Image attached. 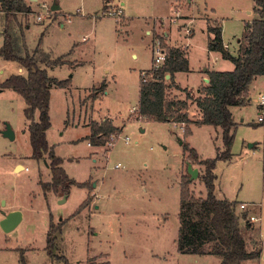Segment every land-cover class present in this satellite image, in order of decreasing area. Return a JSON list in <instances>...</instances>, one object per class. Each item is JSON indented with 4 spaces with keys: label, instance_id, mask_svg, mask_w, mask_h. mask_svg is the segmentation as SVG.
I'll return each mask as SVG.
<instances>
[{
    "label": "rangeland",
    "instance_id": "374dc122",
    "mask_svg": "<svg viewBox=\"0 0 264 264\" xmlns=\"http://www.w3.org/2000/svg\"><path fill=\"white\" fill-rule=\"evenodd\" d=\"M54 1L60 6L56 11L50 9ZM109 1L106 10L119 6L122 10L119 16L107 14L103 0H34L30 3L31 13L17 14L7 21L12 43L21 55L38 49L51 59L67 54L69 60L79 62L74 68L64 64L51 72L59 80L68 79L69 84L68 88L50 90L46 139L53 153L62 159L66 174L83 186L70 185L64 202H59L64 196L62 191H43L40 181L51 180L46 165L49 158L45 155L37 161L31 157L25 102L18 92L3 89L0 216L1 212L18 209L23 218L10 232L0 227V264H60L57 255H64L69 264H87L89 258L108 260L109 264H219L220 258L212 254L179 253L176 239L181 178L184 174L190 176L187 163L199 170L189 185L193 194H206L201 180L205 167L186 161L178 138L182 141L185 138L200 157L214 158L216 148H222L221 129L206 124L191 125L184 137L186 124L149 120L132 107H138L141 71L149 72L151 68L153 43L158 39L165 50L168 47L162 38L166 37L165 32L166 39L172 42L186 36L192 71L179 72L177 77L180 85L196 87L201 82L199 70L205 64L210 68L232 64L207 51L211 34L201 30L204 22L195 19V15L208 12L218 18L223 42L234 52L244 24L256 15L254 2ZM37 15L42 19L38 21ZM186 17H191V22L184 21ZM202 17L207 25L218 24L205 13ZM189 27L192 34L185 32ZM3 29L0 20V44ZM18 68L17 62L0 57V83L17 73ZM25 73L26 70L21 74ZM260 80L263 79L253 84L258 86ZM102 82L105 89L98 91ZM251 90L250 102L230 108L236 122L231 158L216 160L214 195L236 201L238 214L247 213L239 208L240 203H245L247 214L259 217L250 230L245 231L244 222L241 225L249 247L252 242H262L264 255V125L256 121L258 108L253 99L257 89L252 85ZM168 92L170 97L181 93L174 88ZM37 116L38 111L34 118ZM188 117L192 120L196 117V108L190 102ZM109 118L119 133L110 136L104 145H88L87 125ZM6 124L14 132L13 139L1 133ZM16 157L25 166L13 171ZM88 195L90 201L78 210ZM50 222L54 226L62 223L54 259L45 250ZM245 264H264V257Z\"/></svg>",
    "mask_w": 264,
    "mask_h": 264
},
{
    "label": "trees",
    "instance_id": "16d2710c",
    "mask_svg": "<svg viewBox=\"0 0 264 264\" xmlns=\"http://www.w3.org/2000/svg\"><path fill=\"white\" fill-rule=\"evenodd\" d=\"M103 9H107L109 0H103ZM255 17L244 24L243 34L240 37L237 54L233 55L224 46L221 26L219 24L207 26L211 36L208 37V49L218 51L223 59L233 64L231 70H205L208 82L202 85L197 96H193L187 88H181L175 83L177 72L189 70L186 54L181 48L167 47L163 63L157 67L152 76L146 80L140 78L138 89L139 115L154 121H173L186 124L184 137L190 131L191 125H211L221 129L222 148L217 147L214 158H201L196 150L184 140L181 145L186 152V161L204 165L201 180L204 183L206 194L195 196L189 185L191 180L184 174L181 178L178 233L176 247L179 253L184 254H212L220 258L219 264H244L248 259L261 256L262 247L259 242H252L249 247L242 229L250 230L252 222L247 213L236 212V201L219 199L214 195L215 179L214 167L216 160L231 158V144L234 137V121L231 106L248 102L247 93L252 80L264 74V0H253ZM32 12L26 0H0V20L4 24L2 30L3 41L0 45V57L4 60L15 61L26 70L25 74L16 73L8 76L0 83V89L9 88L18 92L24 102V115L28 120L27 130L31 146V157L37 161L47 155L51 173L49 182L40 184L44 192L62 191L67 194L69 186L82 183L75 182L62 168V159L56 156L52 147L48 145L46 131L50 126L49 99L50 87L57 85L66 87L67 80H57L50 76L47 67L63 63V60L39 61L28 52L18 56L14 50L12 37L7 32V21L17 14ZM44 64V66H42ZM168 75V78L166 76ZM174 88L184 93L180 98L168 94ZM105 89L102 82L98 91ZM196 108L195 119L188 117V104ZM38 111L37 119L34 118ZM90 132L86 136L91 145H104L108 138L119 133L109 119L101 122L91 121ZM91 197L88 195L77 208L83 209ZM62 223L54 226L52 222L45 237V250L54 259L56 254V238L61 233ZM60 264H69L64 255H57ZM87 264H109L108 260L89 258Z\"/></svg>",
    "mask_w": 264,
    "mask_h": 264
},
{
    "label": "crops",
    "instance_id": "0c3cea01",
    "mask_svg": "<svg viewBox=\"0 0 264 264\" xmlns=\"http://www.w3.org/2000/svg\"><path fill=\"white\" fill-rule=\"evenodd\" d=\"M114 1V0H113ZM189 1V0H188ZM26 2L30 5V7H31V4L30 3H33L34 2V0H26ZM103 4H104V2H103ZM32 10H33V8H31ZM253 9H254V6H253ZM249 12V11H248ZM203 13H205L206 14V16L208 17V18H210V19H213V20H216L217 21V23L220 25V23H219V20H218V18H216V17H214L211 13H208V12H199L197 15H195V19H197V18H199V19H202V21L204 22L203 23V25H204V28H202L201 30L202 31H204V30H206L207 32H208V30H207V24L208 23H206V20L202 17V14ZM188 18L186 17V18H184L183 20L184 21H186V22H191V17H190V19H188ZM253 19V18H252ZM249 21H251V20H249ZM186 24H188V23H186ZM221 26V25H220ZM188 27V26H187ZM190 28V27H189ZM192 30L193 29H191L190 28V30H189V32L187 33L186 32V29H185V32H186V34H192L191 32H192ZM221 31H222V27H221ZM7 32L11 35V32L10 31H8V29H7ZM147 33H150V31L148 32L147 31ZM209 33V32H208ZM210 34V33H209ZM165 36L167 37L168 36V33H166L165 32ZM11 37H12V35H11ZM166 37H162L163 38V40H164V42L169 46V47H178V48H181L183 51H184V53L186 54V58H187V60H188V64H189V59H188V46H187V42L186 41H184L185 39H186V36L184 37L185 39H182V40H180V41H176V42H172L170 39H166ZM209 37V36H208ZM84 38V37H83ZM222 39H223V37H222ZM239 40H240V38H237V47H235V51L234 52H231L230 50H229V46H228V44H226V43H224V46L230 51V53L231 54H233V55H236L237 54V50H238V45H239ZM207 43H208V39H207ZM2 44V43H1ZM0 44V45H1ZM207 46V51L210 53V52H212V53H215V54H217V57H218V59L219 58H221V61H224V60H227V59H223L222 57H221V55H220V53L218 52V51H213V50H209L208 49V45H206ZM13 47H14V50H15V52L17 53V55L18 56H23V55H21L20 53H18L17 52V47H15L14 46V44H13ZM20 51H21V49H20ZM30 55H33L37 60H39V61H47V60H53V59H51L50 58V55L48 54V53H44L42 50H38V49H36V50H34V52H31V53H29ZM59 58H62L63 60H65L66 62H64V63H62V64H60V65H56V66H49V67H47V71H48V74L50 75V76H52V77H54V78H56L57 80H59L57 77H55V76H53L52 74H51V72H52V70H54V69H56V68H60V67H62L64 64H69V67L70 68H74L75 66H77V65H79V62H76V61H72V60H69V56L66 54V55H62V56H60ZM8 61V60H7ZM229 61V60H228ZM216 62H217V59H216ZM232 64V63H231ZM42 66H44V64H42ZM233 68V64L230 66V65H227V66H219V67H216V68H210V66L209 65H207V64H205L202 68H200V70H199V72H200V76H201V82L196 86V87H185V86H182V85H180L179 84V79H178V77H177V74L179 73V72H177V73H175V77H174V80H175V83H177L181 88H187L190 92H191V94L193 95V96H197L198 94H199V92H198V89L200 88V86H202V85H204V82H205V79L207 78L206 77V73H205V70H231ZM25 71V69L24 68H22L20 65H19V68H18V71H17V73H22V72H24ZM192 70H191V68H190V65H189V70L188 71H186V73L188 72H191ZM12 74H16V73H12ZM11 75V74H10ZM9 75V76H10ZM7 78V77H6ZM5 78V79H6ZM259 78H262L263 80H260V82H259V84H258V86L257 85H255V84H253V83H255ZM4 81V80H3ZM202 81H203V83H202ZM206 83V82H205ZM252 85H254V87L257 89V92L254 94L255 95V97L257 96V94L259 93V92H264V74L263 75H258V76H256L253 80H252V82L250 83V85H249V88H248V93H247V98H248V102H250V100H251V98L253 97V92H252V90H251V86ZM139 86V85H138ZM52 87H59V86H57V85H52L51 87H50V90H51V88ZM59 88H62V87H59ZM64 88V87H63ZM66 88H68V86H66ZM138 89H139V87H138ZM3 89H1V91H2ZM177 90V89H176ZM0 91V92H1ZM178 92H181L180 94H179V96L178 97H180V98H183L184 96H182V91H180V90H177ZM255 97H254V99H255ZM254 99H253V102H254ZM255 103V102H254ZM109 120L111 121V123L113 124V121L109 118ZM176 123V122H175ZM177 124V123H176ZM114 125V124H113ZM114 126H116V125H114ZM192 126H196V125H192ZM87 127H88V129H89V132H90V127L87 125ZM117 127V126H116ZM182 127V126H181ZM221 131V130H220ZM89 132H88V134H89ZM87 134V135H88ZM86 135V136H87ZM91 145V144H90ZM202 158V157H201ZM47 165V164H46ZM21 166H25L24 164H23V162L21 161V158H17L16 157V159H15V161H14V163H13V171H15V169L17 168V167H21ZM0 195H2V193L0 192ZM198 196H201V195H198ZM244 211H247V213H248V210H246L245 208L243 209ZM242 210V211H243ZM249 214H247V216H248ZM257 217V216H256ZM0 218H1V216H0ZM22 218H23V216H22ZM259 218V217H258ZM22 220V219H21ZM178 227H179V222H178ZM261 247H262V242H261ZM195 255V254H194ZM196 255H198V254H196ZM211 254H202V255H198V256H210ZM260 257H264V255L261 253V256ZM259 257V258H260ZM198 259H200V258H197V261H198ZM256 259H258V258H256ZM248 260H255V259H248ZM248 260H246V261H248ZM244 264H245V261H244Z\"/></svg>",
    "mask_w": 264,
    "mask_h": 264
},
{
    "label": "built area",
    "instance_id": "2783aa9c",
    "mask_svg": "<svg viewBox=\"0 0 264 264\" xmlns=\"http://www.w3.org/2000/svg\"><path fill=\"white\" fill-rule=\"evenodd\" d=\"M106 13L109 15H115V16H119L122 13V10L119 6L117 7H113V9H108L106 10ZM37 20H41L42 16L41 15H37L36 16ZM186 32H189V29H186ZM152 49H153V59H152V64H151V68L149 70V72L146 70H142L141 74H140V78L142 80H146L147 78H149V76H152L153 71L159 67L163 61L165 60L166 57V50L165 48L161 45L160 41L157 39L155 43H153L152 45ZM254 102L257 105V116H256V121L257 123L263 124L264 125V92H259L257 94V96L254 99ZM133 111L138 110V107L133 106L132 107ZM129 141V138L126 136L125 137V142L127 143ZM88 145L90 144L89 142L87 143ZM116 167L119 166V164L115 165ZM28 168H26L27 170ZM239 208L240 209H244L245 208V203H240L239 204ZM248 220L250 222L253 221H258V217L254 216V215H249L247 216Z\"/></svg>",
    "mask_w": 264,
    "mask_h": 264
},
{
    "label": "water",
    "instance_id": "95a60500",
    "mask_svg": "<svg viewBox=\"0 0 264 264\" xmlns=\"http://www.w3.org/2000/svg\"><path fill=\"white\" fill-rule=\"evenodd\" d=\"M59 8L60 6L57 1H54L50 6V9L52 11H56ZM166 78H168V75L166 76ZM205 82H208V78L205 79ZM1 133L3 136L8 137L9 139L14 138V132L9 124H6L5 128L1 131ZM178 140L179 143L181 144L182 140L180 139V137L178 138ZM252 145L253 143H250L249 147H251ZM186 170L187 173L190 175L189 176L190 180H194L195 178H197L199 174V170L197 167H192V164L187 163ZM66 197L67 194H64L63 198H61L59 202H64L66 200ZM21 219H22V212L18 209L10 210L8 212H1L0 227L4 232H10L19 224Z\"/></svg>",
    "mask_w": 264,
    "mask_h": 264
}]
</instances>
